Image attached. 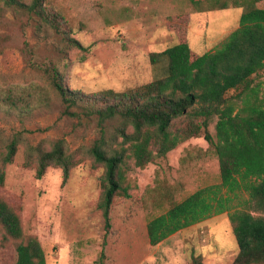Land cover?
I'll return each mask as SVG.
<instances>
[{"label":"rangeland","instance_id":"1","mask_svg":"<svg viewBox=\"0 0 264 264\" xmlns=\"http://www.w3.org/2000/svg\"><path fill=\"white\" fill-rule=\"evenodd\" d=\"M51 6L62 16L61 30L26 8L0 4V85L39 82L49 86L53 97L25 115L0 109V147L18 143L5 166L0 197L16 208L24 231L39 238L47 264H101L102 249L104 264H194V258L202 264H230L238 245L227 212L156 245L148 240V219L169 204L153 206L147 189L157 180L177 190V199L220 182L218 159L203 138L182 142L144 168L132 166L130 196H115L104 242L105 218L97 206L104 166L91 149L98 141L109 150L120 139V119H101L68 107L42 71L27 64L23 49L28 43L35 58L58 65L71 88L120 91L153 80L151 52L187 39L193 55L219 48L239 26L244 8L198 9L189 0H52ZM258 6L264 7V0ZM64 30L86 48L70 42ZM60 139L65 151L81 162L65 183L62 169L55 166L37 178L38 154ZM15 260L14 245L4 244L0 231V264Z\"/></svg>","mask_w":264,"mask_h":264},{"label":"trees","instance_id":"2","mask_svg":"<svg viewBox=\"0 0 264 264\" xmlns=\"http://www.w3.org/2000/svg\"><path fill=\"white\" fill-rule=\"evenodd\" d=\"M51 1L0 0V4L26 8L61 30L62 16ZM189 1L198 9L203 5L207 10L243 7L244 12L239 26L216 50L193 55L187 39L151 52L154 78L149 82L120 91L85 92L71 88L58 65L35 58L28 43L23 49L26 62L42 71L68 107L101 119H120L116 128L120 139L109 150L98 141L91 149L104 166L97 205L105 218L104 242L111 228L115 196H130L128 171L132 166L144 168L166 158L182 142L203 138L218 159L220 182L177 199V190L157 180L147 189L153 195V206L158 203L161 207L164 201L169 204L164 212L148 219L149 243L156 245L183 228L227 212L238 245L230 264H264V7L258 6L263 0ZM66 38L86 48L68 34ZM3 48L0 41V53ZM52 98L49 86L39 82L0 85V109L17 115L29 114ZM17 150V140L0 147V186L5 181V166ZM80 162L81 158L65 151L60 139L38 154L35 175L41 178L48 167H59L65 183ZM0 231L3 243L14 245V264H47L39 238L24 231L20 214L3 197ZM104 256L102 249L101 264ZM197 259L194 264H202Z\"/></svg>","mask_w":264,"mask_h":264}]
</instances>
